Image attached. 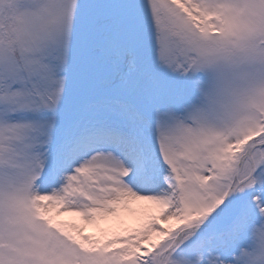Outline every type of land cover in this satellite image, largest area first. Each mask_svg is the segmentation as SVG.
Returning <instances> with one entry per match:
<instances>
[{
    "label": "snow or ice",
    "instance_id": "6c2138e0",
    "mask_svg": "<svg viewBox=\"0 0 264 264\" xmlns=\"http://www.w3.org/2000/svg\"><path fill=\"white\" fill-rule=\"evenodd\" d=\"M0 264H264V0H0Z\"/></svg>",
    "mask_w": 264,
    "mask_h": 264
},
{
    "label": "rangeland",
    "instance_id": "374dc122",
    "mask_svg": "<svg viewBox=\"0 0 264 264\" xmlns=\"http://www.w3.org/2000/svg\"><path fill=\"white\" fill-rule=\"evenodd\" d=\"M133 207H138V205H134ZM122 216L125 220L124 227H128V228L135 227L139 223V219L136 216V214L125 213V214H122ZM116 223L117 221L115 219L109 218L106 221H100L99 227H97V225L86 226L85 231L90 235L102 238V234L100 233L99 228H103V227H106L107 225L116 224ZM176 223L177 222L175 221L169 222L170 225H175ZM165 227H168V225H165Z\"/></svg>",
    "mask_w": 264,
    "mask_h": 264
}]
</instances>
